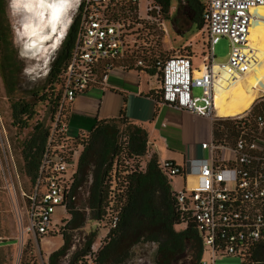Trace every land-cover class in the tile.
I'll return each instance as SVG.
<instances>
[{
	"label": "built area",
	"instance_id": "obj_1",
	"mask_svg": "<svg viewBox=\"0 0 264 264\" xmlns=\"http://www.w3.org/2000/svg\"><path fill=\"white\" fill-rule=\"evenodd\" d=\"M203 50L200 62L193 57L164 56L160 40L173 30L170 16H162L153 0H80L76 37L60 75L61 99L50 124L49 135L30 192L22 194L21 228L35 246L60 236L67 217L78 159L88 133L66 136L62 114L79 95L106 86L115 69L160 74L161 104H167L212 123V139L201 143L206 156L185 160L182 165L160 162L171 177L183 182L174 191L177 211L195 224L208 260L215 264L225 257L242 264H259L264 253V95L241 115L222 118L215 114V85L222 73L230 77L248 72L255 60L249 40L251 9L264 0H200ZM220 38L229 42L224 64L214 62L213 47ZM191 46V44H187ZM194 90L201 95L195 96ZM227 120V121H226ZM116 181L111 178L105 215V230L76 264H96L99 249L117 223ZM64 215L56 218V210ZM23 247V245H22ZM42 256L39 264H48Z\"/></svg>",
	"mask_w": 264,
	"mask_h": 264
},
{
	"label": "trees",
	"instance_id": "obj_2",
	"mask_svg": "<svg viewBox=\"0 0 264 264\" xmlns=\"http://www.w3.org/2000/svg\"><path fill=\"white\" fill-rule=\"evenodd\" d=\"M162 16H170L175 33L181 37L195 25L202 30L200 0H153ZM78 14H75L53 58L43 85L33 89L21 87L23 65L14 49L6 16V2L0 0V79L9 104L10 125L18 133L30 128L19 142L21 172L32 184L44 152L50 124L61 99L60 75L75 41ZM155 74L156 70H142ZM161 104L160 92L151 96ZM47 108L49 118L39 119L38 106ZM68 109L62 114L67 122ZM227 121V120H226ZM147 130L128 120L121 112L117 118L100 120L88 132L78 159L73 190L67 205V232L63 245L48 256V264H76L95 241V232H85L88 220L97 222L105 215L111 178L116 181L117 223L107 234L96 257V264H129L133 249L152 244V264H199L202 247L195 224L177 211L171 177L162 168L157 155L150 153ZM149 157L142 162L143 157ZM86 197L83 198V195ZM103 229V228H102ZM11 244L13 241L2 242ZM263 260L259 264H264Z\"/></svg>",
	"mask_w": 264,
	"mask_h": 264
},
{
	"label": "rangeland",
	"instance_id": "obj_3",
	"mask_svg": "<svg viewBox=\"0 0 264 264\" xmlns=\"http://www.w3.org/2000/svg\"><path fill=\"white\" fill-rule=\"evenodd\" d=\"M80 0H76L74 6L67 13L71 20L77 13V7ZM6 16L9 25L11 42L20 59L23 70L21 76V87L23 89L38 88L43 85L44 79L49 70L50 64L55 57L57 49L49 50L46 55H36L34 48L29 42L23 39L19 33L20 20L22 12L13 8V0H5ZM69 23V24H70ZM67 32V31H66ZM66 34V33H65ZM205 35L202 30L198 31L195 25H191L189 30L179 37L175 32L168 34V37L160 40L161 54L164 56L173 55L176 52L181 55H189L194 57L193 64L197 66L200 62L201 50H203V39ZM63 40V39H62ZM62 42V41H61ZM191 44L188 46L187 44ZM230 51L229 42L225 38H220L213 47L214 62L224 64L228 59ZM261 93L258 92L257 96ZM195 96H200L199 90H194ZM39 119L49 118L47 108L44 105L38 106ZM9 104L4 94L3 85L0 79V264H39L40 258L46 256L48 252H53L63 245L62 234L67 232L66 221L69 215L63 221L60 228V236L51 239V243L45 241L35 246L34 239L25 234L21 228V208L22 194L30 192L31 183L28 178L21 172V162L19 158V142L30 131V128L18 133L15 128L10 125ZM149 157L145 156L141 159L145 162ZM172 188L175 192L183 187L181 179L173 178L171 181ZM86 194L83 195V198ZM64 215L62 209L56 210V218ZM85 232H95L97 239L102 236L105 230L97 225L96 221L88 220L85 224ZM13 241L11 244H3L2 242ZM62 241V245L57 248L56 242ZM54 244V245H51ZM23 245V247H22ZM57 248V249H56ZM155 246L152 244H140L133 249V257L129 264H152V258L155 253ZM48 263V258H47ZM62 264H67L63 262ZM215 264H242L238 258L225 257L217 260Z\"/></svg>",
	"mask_w": 264,
	"mask_h": 264
},
{
	"label": "crops",
	"instance_id": "obj_4",
	"mask_svg": "<svg viewBox=\"0 0 264 264\" xmlns=\"http://www.w3.org/2000/svg\"><path fill=\"white\" fill-rule=\"evenodd\" d=\"M158 90L155 74L115 69L105 87L89 89L70 103L66 136L88 133L97 121L117 118L123 112L128 120L147 130L149 151L160 162L182 165L185 160L206 156L200 145L212 139L211 121L167 104H156L150 96ZM56 244L59 248L62 241ZM208 258V254L202 255L203 260Z\"/></svg>",
	"mask_w": 264,
	"mask_h": 264
},
{
	"label": "bare ground",
	"instance_id": "obj_5",
	"mask_svg": "<svg viewBox=\"0 0 264 264\" xmlns=\"http://www.w3.org/2000/svg\"><path fill=\"white\" fill-rule=\"evenodd\" d=\"M76 0H50L59 9L54 17L47 4L34 0H17L13 8L22 12L19 33L34 48L36 55H46L57 49L68 29L67 13ZM252 21L249 40L255 50V60L248 72L242 76L220 75L215 85L214 108L218 117L230 118L246 112L254 101L264 95V6L251 9ZM261 94L257 96V93Z\"/></svg>",
	"mask_w": 264,
	"mask_h": 264
},
{
	"label": "snow or ice",
	"instance_id": "obj_6",
	"mask_svg": "<svg viewBox=\"0 0 264 264\" xmlns=\"http://www.w3.org/2000/svg\"><path fill=\"white\" fill-rule=\"evenodd\" d=\"M17 0H14V5L16 4ZM35 3L40 4H47V6L52 10V14L55 17L58 14L59 9L56 7L55 4L51 3L50 0H34ZM58 2H63V0H58Z\"/></svg>",
	"mask_w": 264,
	"mask_h": 264
}]
</instances>
